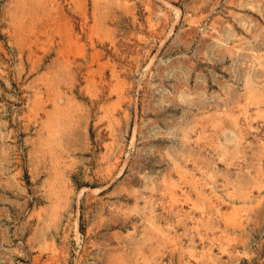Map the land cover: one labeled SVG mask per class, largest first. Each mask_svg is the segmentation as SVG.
I'll return each mask as SVG.
<instances>
[{
    "label": "rangeland",
    "instance_id": "1",
    "mask_svg": "<svg viewBox=\"0 0 264 264\" xmlns=\"http://www.w3.org/2000/svg\"><path fill=\"white\" fill-rule=\"evenodd\" d=\"M0 264H264V0H0Z\"/></svg>",
    "mask_w": 264,
    "mask_h": 264
}]
</instances>
